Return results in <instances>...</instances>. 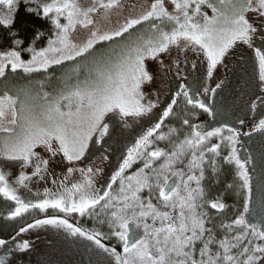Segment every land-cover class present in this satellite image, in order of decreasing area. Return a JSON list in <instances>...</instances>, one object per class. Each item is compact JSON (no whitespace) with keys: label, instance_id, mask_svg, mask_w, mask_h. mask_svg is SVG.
Returning a JSON list of instances; mask_svg holds the SVG:
<instances>
[{"label":"snow or ice","instance_id":"1","mask_svg":"<svg viewBox=\"0 0 264 264\" xmlns=\"http://www.w3.org/2000/svg\"><path fill=\"white\" fill-rule=\"evenodd\" d=\"M121 3L0 0L8 9L0 30L13 38L0 50V80L9 71L63 69L51 91L42 80L39 91L0 93V161L19 166L14 177L0 167V200L11 204L3 219L24 221L10 239L0 238V249L26 254L32 245L18 238L50 226L87 242L97 264H264V175L256 200L254 157L239 148L243 135L258 133L264 143V0H149L110 29L97 25L101 12L110 20ZM21 5L51 26L34 29L27 43L15 29ZM78 29L87 33L80 42L73 40ZM239 49L248 50L239 59L251 69L252 130L196 123L201 112L217 115L208 100L225 87L227 75L217 73ZM150 62L164 78L190 68L204 86L193 89L183 75L156 122L105 179L103 166L81 162L107 142L114 121L128 128L160 108L159 96L146 91L157 75ZM38 182L50 187L35 199L22 194ZM234 198L239 202H228ZM33 210L45 215L27 219Z\"/></svg>","mask_w":264,"mask_h":264},{"label":"rangeland","instance_id":"2","mask_svg":"<svg viewBox=\"0 0 264 264\" xmlns=\"http://www.w3.org/2000/svg\"><path fill=\"white\" fill-rule=\"evenodd\" d=\"M92 2L93 0H80V3H82L84 6H88ZM136 3L143 5L146 2L145 0H135V4ZM135 4H131V5H135ZM140 5L136 6L134 10L135 12H139L142 10ZM125 9L130 10L132 9V6L130 7L128 4L125 3ZM7 11L8 9L6 5H0V16L7 14ZM128 12L129 11L126 10L125 13L124 12L122 13L119 8L114 10L112 13L116 15L122 14L123 15L122 17H124V15H126ZM103 15H104L103 12H101V14L96 17L97 25L100 26L102 29H110V26L111 28L116 26V22L118 20L119 21L123 20L120 16L118 17L115 16L116 21L113 19L105 20L103 19ZM86 35L87 33L84 30L78 29L77 33L73 34V40L76 42H80ZM241 52L247 55L248 50L247 49L237 50L236 54L229 58L228 67L222 68L218 71L217 73L218 78H224L226 74L227 80L229 77H234L238 79V77L241 75V70L243 69L242 68L243 61L239 59ZM152 70L154 73H157L156 79L153 85L146 88V91L153 98H155V96L158 95L161 106L162 102L164 101L165 97L168 94L170 80L174 78L177 79V77L175 76L174 73H170L166 78L161 77L158 73V66L154 63H152ZM24 75L22 72L19 71L17 73H11L9 71L6 77L0 80V93H3L5 90H7L10 93L15 94L17 89L29 88V87L33 91H39V88L36 87L35 84L31 82H27V80L24 78ZM237 85H238V81H236L235 86H231V89L237 92L236 89ZM239 86H241L239 92L245 96H248L249 98L252 90H247L248 93L244 94L243 91L245 89L242 86L245 85H243L240 81ZM158 111L159 108L154 110V112L149 116H145L136 121H130V127L128 128H121L120 122L114 121L113 122L114 127L112 130L111 137L106 138L107 142L103 146L97 144L92 149H90V157L86 158L84 162H81V166H88L89 164H91L92 166L101 165L105 169V173H104L105 179L109 177L112 174V172L116 169L118 164L121 162V158L126 153L127 148L130 147L134 142V140L138 139L139 137V136L136 138L131 137V132L139 131L142 133L143 131H146V129L152 126V123L154 124V122L156 121L154 119H148V118L152 117L153 115H156ZM240 116L241 117L245 116V112L240 111ZM250 120L253 121V119H251V116L249 117V121ZM246 128L248 129L249 127L247 126ZM249 131L251 130L249 129ZM101 147L106 148L107 152H100L99 149ZM104 155L109 156L108 161L103 160ZM0 167H3L6 171H10L13 177L17 175L19 172L18 165H13L8 162L0 161ZM56 170L59 171V167H57ZM101 183H103V181H101ZM37 186L40 187L37 192H42L45 187H50V185H46L43 182L34 183L32 185L33 189L36 188ZM21 192L22 194L29 195L28 194L29 192L25 189H21ZM30 194H32V192ZM29 197L33 199L36 198L35 195H29ZM51 213L53 212L48 211L47 215ZM44 215L45 214L40 213L39 211H31L27 215V218L32 216L42 218ZM75 219L79 220L80 223H82L86 227L91 226L90 221H86L78 217H76ZM18 239H28L32 245L30 251L45 254L55 259L56 261H59L61 264H97V261L100 259L94 253L88 250V247L86 246L87 242L83 241L82 239L70 237L63 230H57L51 228L50 226L41 229L31 230L29 233L24 234L22 237H19ZM4 250L6 249H0V252Z\"/></svg>","mask_w":264,"mask_h":264},{"label":"flooded vegetation","instance_id":"3","mask_svg":"<svg viewBox=\"0 0 264 264\" xmlns=\"http://www.w3.org/2000/svg\"><path fill=\"white\" fill-rule=\"evenodd\" d=\"M145 4L147 5L149 0H145ZM125 3L128 4L130 7L132 6L131 4H135V0H122L120 10L121 12L125 13L126 10L130 11L132 9H125ZM140 5L138 3L135 4ZM115 16H120L123 19L122 14H111V18L115 20ZM116 21V20H115ZM111 28V26H110ZM243 63V62H242ZM241 70V75L237 78L234 77H229L228 82L226 83L225 87L218 92V95L216 98L209 99L208 103L214 108L216 111L217 115L211 116L206 113H200V118L196 123H200L205 125L207 128L211 127H216V126H221L223 124H228L230 126H234L237 128H240L243 133H246L253 127L255 123V117L250 115L248 112V101L249 98L248 96L243 95L242 93L239 92V89L241 86L240 81L243 85L242 86L245 90L243 91L244 94H247V90H252L249 86V80H250V74H251V69L248 66H242ZM188 76L187 83L192 86L193 89H195L197 86L203 87V83L199 82V74L195 71H192L190 68L185 70L184 73L181 74V77H177L174 79H171L169 82V91L167 96L170 97L174 95L177 86L179 83H184L185 81L183 80V75ZM237 79V80H236ZM238 81L237 85V92L233 89H231V86L236 85V81ZM199 82V83H198ZM167 96L165 97L164 101L162 102L161 106L164 104ZM197 98H203L200 96V94H197ZM160 106V108H161ZM159 108V109H160ZM240 111L245 112V116L241 117L240 116ZM159 112V111H158ZM156 115H159L156 114ZM251 116V119L253 121H249V117ZM256 116L259 117L260 113L257 111ZM153 118V117H152ZM243 119L245 121L244 125L241 127L239 124V120ZM156 120V119H155ZM249 121V122H248ZM156 122V121H155ZM154 122V123H155ZM173 124L176 122L173 121ZM153 124V123H152ZM249 127L248 129L246 127ZM141 134L139 131L131 132V137H138ZM139 138V137H138ZM252 142V144H251ZM240 148V154L242 157L251 154L254 159L253 162L249 165V167L252 169L251 175L253 177V189H254V199L258 200L259 199V183H260V177L261 175H264V143H262V138L260 134L254 133L252 137H248L247 135H243L241 138V143L239 145ZM40 187L37 186L36 188L33 189L32 194L28 193L29 195H34L35 192L38 191ZM25 197L29 195L23 194ZM229 203H233L232 200L228 201ZM236 203V202H235ZM31 212V211H30ZM28 215V214H27ZM53 214H49L51 216ZM60 215V214H57ZM251 219V217H250ZM83 220H87V218H83ZM11 224V222L9 223ZM11 253L8 252L7 249L0 252V257L7 255L8 258V264H61L59 261H56L55 259L42 254V253H37V252H32L29 251L26 254H19L17 253Z\"/></svg>","mask_w":264,"mask_h":264},{"label":"trees","instance_id":"4","mask_svg":"<svg viewBox=\"0 0 264 264\" xmlns=\"http://www.w3.org/2000/svg\"><path fill=\"white\" fill-rule=\"evenodd\" d=\"M15 29L19 31L20 33V38H24L26 40V43L30 41L32 31L36 28H39L43 31H48L50 29V23L44 21L40 17H36L34 15H27L24 12V6L21 5L20 7V12L18 15L15 17ZM12 37H10L6 32L0 30V50H4L6 48H9L11 46L12 42ZM40 45L38 44L37 47ZM27 58V57H25ZM63 71L61 68H55V69H50L49 73H36V74H27L24 75V78L27 80V82H31L35 84L36 87L39 88V84L37 83L38 81H45V90L51 91L54 87L58 86V81L56 77L60 75V73ZM49 74L53 75V79L51 81L45 80V77H47ZM169 96V95H168ZM167 96L164 104L161 106L159 109V112L167 105L169 102V97ZM156 113V114H158ZM156 119V117H155ZM224 179L230 180V176L225 177ZM29 197V196H26ZM30 198V197H29ZM232 200L233 203H238L239 200L238 198L234 199H229L228 201ZM0 238H6L10 239L12 235L15 234V231L18 229L20 224H22L24 221L18 220L15 222H7L3 219V215L7 212V210L11 207V204L8 202H5L3 200H0ZM33 211H38V210H33ZM49 212H53L51 214H59L55 212V210L49 209ZM62 215V214H61ZM34 217V216H32ZM32 217H29L27 219H31ZM79 218V217H78ZM75 222V221H73Z\"/></svg>","mask_w":264,"mask_h":264}]
</instances>
